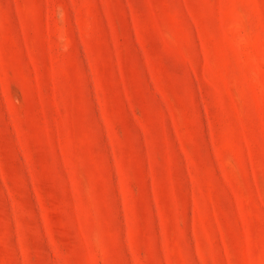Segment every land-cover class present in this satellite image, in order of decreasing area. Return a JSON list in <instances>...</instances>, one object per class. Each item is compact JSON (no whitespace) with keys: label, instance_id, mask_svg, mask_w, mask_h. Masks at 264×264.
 Returning a JSON list of instances; mask_svg holds the SVG:
<instances>
[{"label":"rangeland","instance_id":"374dc122","mask_svg":"<svg viewBox=\"0 0 264 264\" xmlns=\"http://www.w3.org/2000/svg\"><path fill=\"white\" fill-rule=\"evenodd\" d=\"M0 264H264V0H0Z\"/></svg>","mask_w":264,"mask_h":264}]
</instances>
